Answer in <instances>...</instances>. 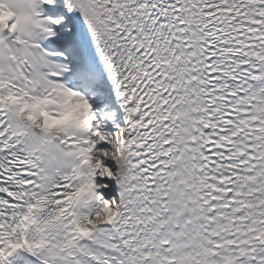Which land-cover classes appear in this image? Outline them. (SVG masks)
Returning <instances> with one entry per match:
<instances>
[{"label":"snow or ice","instance_id":"6c2138e0","mask_svg":"<svg viewBox=\"0 0 264 264\" xmlns=\"http://www.w3.org/2000/svg\"><path fill=\"white\" fill-rule=\"evenodd\" d=\"M0 264H264V0H0Z\"/></svg>","mask_w":264,"mask_h":264}]
</instances>
